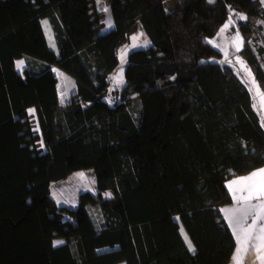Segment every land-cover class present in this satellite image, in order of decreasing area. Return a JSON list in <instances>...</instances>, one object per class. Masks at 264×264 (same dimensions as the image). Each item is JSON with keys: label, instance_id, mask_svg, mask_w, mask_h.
I'll use <instances>...</instances> for the list:
<instances>
[{"label": "trees", "instance_id": "trees-1", "mask_svg": "<svg viewBox=\"0 0 264 264\" xmlns=\"http://www.w3.org/2000/svg\"><path fill=\"white\" fill-rule=\"evenodd\" d=\"M166 1L106 0L102 33L95 0H0V264H228L225 182L264 166V127L207 39L232 11L244 17L239 54L264 91V8ZM44 16L55 48L36 43ZM140 27L150 45L128 53L113 89L117 49ZM52 65L75 81L65 104ZM80 169H93L95 195L57 204L50 184Z\"/></svg>", "mask_w": 264, "mask_h": 264}, {"label": "crops", "instance_id": "crops-1", "mask_svg": "<svg viewBox=\"0 0 264 264\" xmlns=\"http://www.w3.org/2000/svg\"><path fill=\"white\" fill-rule=\"evenodd\" d=\"M262 5L264 8V3ZM239 18H241V15L232 11L223 25L207 41L220 52V56L212 60L231 65L234 71L235 67L233 64L238 63V66L244 70L245 74H241L243 78L240 77V80L249 91L252 106L259 116L261 125L264 127V91L259 87L256 79L254 78L255 80H253L254 76L250 67L239 54L243 47V37L236 25V21ZM44 21H47V23H42ZM39 24L45 30V35L40 41L37 40V27ZM35 32L38 45H47L55 48L54 36L48 16L38 18ZM237 35L239 38H237ZM237 47H239V51H237ZM21 61L23 63H18ZM15 65L17 70L22 73L26 68V58L20 57L16 59ZM56 68L58 67L51 66L55 76ZM67 77L72 83L70 91L73 92L75 81L68 74ZM247 78L253 82L251 86L248 85L249 87L245 83ZM57 80L56 76L58 99H60ZM68 96L70 97V94ZM28 113L31 114L32 119H35L34 107H29ZM262 169H264V166L257 167L244 174L235 175L225 182L231 200L226 204L220 205L219 211L234 238V248L228 264H264V232L261 231L264 228V194H260V190L264 188V174L260 172ZM231 182L233 183L231 184ZM250 192L252 193L251 198L241 199V197H248ZM258 216L260 219H257Z\"/></svg>", "mask_w": 264, "mask_h": 264}, {"label": "rangeland", "instance_id": "rangeland-1", "mask_svg": "<svg viewBox=\"0 0 264 264\" xmlns=\"http://www.w3.org/2000/svg\"><path fill=\"white\" fill-rule=\"evenodd\" d=\"M182 0H167L165 2V7H169L170 5H177L181 2ZM97 8L99 11L102 12V18H101V31L100 32H106L109 29L112 28L113 26V19H112V14L110 11V8L106 2V0H95ZM109 20L111 21V25H109ZM142 34V35H141ZM45 35V30L42 25L39 24L37 27V40L40 41ZM148 41V44L144 46V41ZM150 45V40L148 39L147 35L143 31V29L140 27L136 29L133 33L130 34L129 38L118 47L117 49V56H118V65L116 69L113 72L112 75V82H111V87L113 89H119L123 86L124 84V69L125 65L127 63V56L128 53L131 50L138 49V48H144ZM235 67V72L237 76L240 78L243 76L241 75L244 70L238 66V63L233 64ZM122 71V82H120V73ZM56 76H57V85H58V90L60 93V99L59 102L61 104L64 103V101H68V95H71V87L72 83L70 79L67 77V74L59 69L56 68ZM241 79V78H240ZM253 80L254 77H253ZM248 85H252L251 79H246L245 82ZM249 87V86H248ZM65 102V103H66ZM37 129V127H36ZM84 191H89L93 195H95V173L93 169H80L72 172L69 176H67L64 179H61L56 182H52L50 184V191L49 194L50 196L57 202V204L60 205H65V206H75L77 203L78 195L81 192ZM107 195V193L105 194ZM91 213L93 216L97 215V209L96 207H91ZM176 219L180 223V232L182 236L184 237L185 241L187 242L188 246H191V250L193 249V244L191 240L188 237V234L182 225L180 219L178 216H176ZM62 239H56L54 242H61ZM57 245V243H56ZM119 264H125V262H120Z\"/></svg>", "mask_w": 264, "mask_h": 264}, {"label": "snow or ice", "instance_id": "snow-or-ice-1", "mask_svg": "<svg viewBox=\"0 0 264 264\" xmlns=\"http://www.w3.org/2000/svg\"><path fill=\"white\" fill-rule=\"evenodd\" d=\"M261 2L262 3H264V0H261ZM241 19H244V17H241ZM42 23H47V21H44V22H42ZM109 25H111V21L109 20ZM142 35V34H141ZM237 38H239V36L237 35ZM148 44V41H144V46H146ZM237 51H239V47H237ZM18 63H23L22 61L21 62H18ZM122 69H121V73H120V82H122ZM29 111H33V110H29ZM260 172H261V174H264V169H262V170H260ZM233 182H231V184H232ZM260 194H264V188H262L261 190H260ZM251 195H252V193L250 192V194H249V196L248 197H241V199H249V198H251ZM257 219H260V217L258 216L257 217ZM261 231L262 232H264V228H262L261 229ZM56 243H58V242H54V246L56 245ZM190 247V250H191V246H189Z\"/></svg>", "mask_w": 264, "mask_h": 264}, {"label": "built area", "instance_id": "built-area-1", "mask_svg": "<svg viewBox=\"0 0 264 264\" xmlns=\"http://www.w3.org/2000/svg\"><path fill=\"white\" fill-rule=\"evenodd\" d=\"M115 100H116L115 96L109 95L107 102H108V104H113L115 102Z\"/></svg>", "mask_w": 264, "mask_h": 264}, {"label": "water", "instance_id": "water-1", "mask_svg": "<svg viewBox=\"0 0 264 264\" xmlns=\"http://www.w3.org/2000/svg\"><path fill=\"white\" fill-rule=\"evenodd\" d=\"M217 0H206L208 5H213L216 3Z\"/></svg>", "mask_w": 264, "mask_h": 264}]
</instances>
